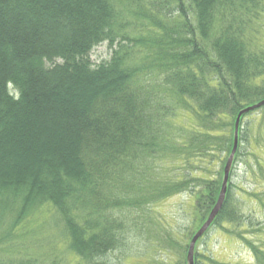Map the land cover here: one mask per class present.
Listing matches in <instances>:
<instances>
[{
  "label": "trees",
  "instance_id": "16d2710c",
  "mask_svg": "<svg viewBox=\"0 0 264 264\" xmlns=\"http://www.w3.org/2000/svg\"><path fill=\"white\" fill-rule=\"evenodd\" d=\"M137 1L0 0V223L11 220L0 233V264H62L56 256L27 254L14 235L36 211L52 215L77 264H113L110 256L128 240L117 215L132 185L139 206L188 193L189 241L215 206L237 114L264 100V50L250 20L239 15L248 5L264 8V0H172L180 25L158 48L164 88L143 75L124 46L114 48L118 39L129 41L121 35L124 6ZM102 44L111 57L94 65L91 51ZM182 110L191 113L185 131L192 137L172 146L164 122ZM253 125L264 135V106L239 120L223 205L196 242L193 264H232L199 250L213 229L243 244L251 264H264V251L251 240L261 241L262 233L246 231L256 225L234 184L248 155L264 170ZM156 153L176 156L181 173L145 177L138 170L143 157ZM139 178L150 187L139 186ZM164 240L175 259L158 263L186 264L189 244L175 234Z\"/></svg>",
  "mask_w": 264,
  "mask_h": 264
},
{
  "label": "rangeland",
  "instance_id": "374dc122",
  "mask_svg": "<svg viewBox=\"0 0 264 264\" xmlns=\"http://www.w3.org/2000/svg\"><path fill=\"white\" fill-rule=\"evenodd\" d=\"M127 4L124 6L125 26L121 35L126 36L129 41L120 42L118 39L114 48L124 46L128 52H131V58L144 69L143 75L151 74L157 79L156 82L164 88V70L159 68L164 58L158 56V48L162 42L167 41L166 34L171 35L170 31L175 29V25H180L179 20H177L178 15L174 11L176 5L172 3V0H138L135 3ZM246 10L248 12L244 11L243 14L239 13V15L250 20L252 36L258 40L259 50H264V8H252L251 5H248ZM151 19L158 24L162 23L166 29L162 31L157 26L158 24H153ZM111 53L112 50L106 44H102L91 51L90 60L94 65H98L109 60ZM147 84L143 83V86H147ZM190 114L182 110L175 114L172 112L167 116L164 122L166 125L164 133L169 145L173 146L177 144V141L180 143L181 139H185V137H192L191 133L185 131V128L191 123L192 116ZM254 116L258 118L261 113ZM255 125L251 128V134L253 139L258 142L261 152L259 155L263 156L264 162V135L256 127L254 128ZM251 143H253L252 140ZM176 158V156L167 153L162 156L156 153L152 158L146 156L143 157L145 166H139L138 170H143L142 173L144 172L145 177L147 171L152 177V181L174 177L179 175L183 168L181 166L183 163L175 160ZM247 160L249 164L245 168L243 166L238 168L236 172L238 177L234 184L238 187V194L242 198V211L252 220L253 226L256 225L246 231L250 233L259 230L262 233L259 235L261 241L254 236L251 237V240L264 251V208L258 204L259 200L264 202V170H258L253 166L256 164L252 155H248ZM248 172L250 177L246 175ZM138 181L139 186L150 187V181L148 184H143V178H139ZM129 187L124 194V202L126 203H122V201L119 203L120 213L117 215L122 217L124 225L129 231L128 240L124 241L125 249L115 251L110 256L111 263L159 264L158 261L164 262L165 260L172 262L175 257L171 248L166 247L167 243L164 237L175 234L180 240L189 244L191 211L188 193L166 198L156 204L149 203L139 206L136 202L138 188L134 185ZM253 193L254 195H252ZM10 221V216L7 215V225L5 224V227L3 223H0V233L4 229L6 230ZM151 222L157 224L153 226ZM199 228L193 233L195 234ZM157 233L160 234L161 238L155 241ZM59 234L60 229L54 227L52 215L49 216V214H43L40 211H36L32 215L29 214L22 221L17 232H14L17 241L20 240L25 244L27 254L32 255L40 252L43 255L58 257L62 264H77V260L68 252ZM57 240L61 243L58 244ZM55 243L57 245L54 247ZM42 244L44 246L41 252L37 248ZM199 250L222 262L232 264H251L254 262L243 244H237L218 229H213L208 233L206 239L200 242ZM163 251L166 253H162ZM175 252H179V250Z\"/></svg>",
  "mask_w": 264,
  "mask_h": 264
},
{
  "label": "water",
  "instance_id": "95a60500",
  "mask_svg": "<svg viewBox=\"0 0 264 264\" xmlns=\"http://www.w3.org/2000/svg\"><path fill=\"white\" fill-rule=\"evenodd\" d=\"M264 106V100L258 102L257 104H254L252 106L246 107L242 109L236 117L235 123H234V131H233V146L231 153L226 161L224 170H223V178H222V184H221V190L217 199V202L213 209L211 210L210 214L208 215L206 221L202 224V226L197 230V232L193 235L191 238L188 249H187V254H186V264H193V254H194V247L196 242L202 237V235L206 232V230L209 228L211 223L213 222L214 218L220 211L223 201H224V196L227 188V183H228V178H229V171L231 168V164L237 149V137H238V125H239V120L240 118L248 114L250 112H253L255 110H258Z\"/></svg>",
  "mask_w": 264,
  "mask_h": 264
}]
</instances>
